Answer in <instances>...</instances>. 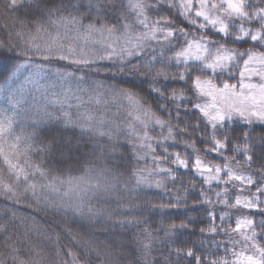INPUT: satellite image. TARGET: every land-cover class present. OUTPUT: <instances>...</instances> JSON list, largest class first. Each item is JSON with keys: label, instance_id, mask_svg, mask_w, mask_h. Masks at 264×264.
<instances>
[{"label": "trees", "instance_id": "1", "mask_svg": "<svg viewBox=\"0 0 264 264\" xmlns=\"http://www.w3.org/2000/svg\"><path fill=\"white\" fill-rule=\"evenodd\" d=\"M122 2L102 0L97 14L89 9L88 0H18L15 9L9 0H0V52L19 55L15 64L26 58L33 62L14 81L0 82V110L13 119L10 133L0 140V264H154L176 247L206 256L208 249L216 251V242L223 245L228 240L223 232L215 240L201 233L209 226L210 210L217 218L226 215L235 226L237 209L200 199L201 189L207 186L195 172L173 165L176 180H165L161 188L132 183L138 169L150 170L153 161L151 155L137 159L138 151L148 149L137 140L139 113L122 95L129 85L120 81H138L147 70L126 66L119 72L116 61L99 63L116 38L86 31L89 23L115 24ZM59 17L79 18L81 23L67 26ZM49 41H54L52 51L46 52ZM45 53L63 54L81 63L44 61ZM85 60L96 63L87 68ZM8 63L0 58V73ZM55 66L74 72L76 79L86 73V80L81 84L57 80L51 71ZM168 74L179 73L172 68ZM226 123L222 134L239 139L243 133L257 148L264 143V124ZM171 126L175 135V121ZM151 129L149 124L150 136L161 135L158 126ZM170 151L192 153L193 149L181 139ZM234 167L243 171L239 164ZM77 206L92 208L97 215L77 213ZM129 208L135 215L128 219L139 223L117 225L115 213ZM148 242L151 253L146 255ZM219 251L224 252L223 246Z\"/></svg>", "mask_w": 264, "mask_h": 264}, {"label": "snow or ice", "instance_id": "2", "mask_svg": "<svg viewBox=\"0 0 264 264\" xmlns=\"http://www.w3.org/2000/svg\"><path fill=\"white\" fill-rule=\"evenodd\" d=\"M88 4L90 10L95 9L99 14L102 0H88ZM9 5L15 9L19 6L18 0H9ZM122 8L115 24L98 27L89 23L86 31L101 36L107 33L116 38L112 46L104 49L108 55L99 63L116 61L120 64L119 72L126 66L147 70L138 81L131 78L120 81L129 85L122 95L128 106L139 113L135 116L140 124L137 140L141 148L148 149L147 152L138 151L137 159L151 155L153 161L150 170L138 169L132 183L137 187L161 188L165 180H176L174 165L201 177L202 184L207 186L200 194L204 203L238 210L234 227L228 223L226 215L217 218L215 210H210L209 226L201 228V233H208L215 240L223 232L228 238L223 245L216 242L215 252L208 249L206 256L204 253L198 256L192 248L176 247L162 254L163 258L154 264H184L185 260L194 261V264H264V143L257 148L256 142L243 133L239 139L221 133L226 122L234 118L249 124L254 119L264 122V2L123 0ZM58 21L67 26L81 23L79 18L70 17H59ZM53 43L49 41L45 45L46 52L52 51ZM228 45H237L245 51ZM31 46L39 51V45L33 43ZM0 58L9 61L5 72L0 73V82L5 84L27 72L33 63L26 58V62L15 64L21 57L5 52H0ZM53 58L81 63L59 53L55 56L43 54L44 61ZM83 63L92 68L96 62L85 60ZM241 63L243 70H240ZM172 68L179 74L170 76L168 70ZM234 69L239 76L236 84L229 82L235 78ZM51 71L57 80L67 82L71 79L78 84L86 80V73L76 79L74 72L61 71V67L55 66ZM253 76L259 78V83L251 82ZM177 81L181 83L177 85ZM177 87L181 91L178 92ZM173 121L177 126L175 135ZM12 123V117L0 110V140L10 133ZM149 124L152 131L159 127V137L149 135ZM181 124L183 127H179ZM181 139L186 148L193 149L192 153L170 151ZM157 149L161 150L159 154H156ZM5 163L11 167L6 157ZM236 164L243 171L235 169ZM75 211L81 214L86 211L90 217L97 215L92 208L85 210L77 206ZM134 215L129 208L119 210L113 218L117 225H135L138 220L128 219ZM217 219L219 224L215 223ZM222 246L224 252L221 254ZM144 248L149 255L150 242L144 243Z\"/></svg>", "mask_w": 264, "mask_h": 264}, {"label": "rangeland", "instance_id": "3", "mask_svg": "<svg viewBox=\"0 0 264 264\" xmlns=\"http://www.w3.org/2000/svg\"><path fill=\"white\" fill-rule=\"evenodd\" d=\"M228 47H230V48H236L237 51H241V52L245 51V48H240V47H238L237 45H228ZM254 67H258V66H254ZM240 70H243V68H242V63H241ZM233 76H234L235 78L231 79L229 82L232 83V84H236V83L238 82V79H239V76H238V73H237L236 69L233 70ZM221 79H223V77H221ZM244 82L247 83L248 81L246 80V81H244ZM251 82H252V83H259V78L256 77V76H253V77L251 78ZM209 103H211V101H209ZM234 120H240V119H238V118H234L233 120H229V121H234ZM227 122H228V121H227ZM252 123L264 124V122H261V121H259V120H255V119L253 120ZM197 176H198V175H197ZM198 177L201 178L200 176H198Z\"/></svg>", "mask_w": 264, "mask_h": 264}]
</instances>
